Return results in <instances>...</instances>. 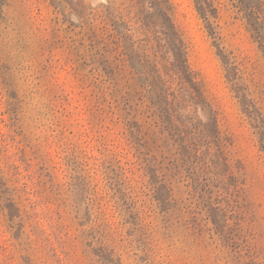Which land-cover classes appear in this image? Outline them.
Listing matches in <instances>:
<instances>
[{"label":"rangeland","instance_id":"1","mask_svg":"<svg viewBox=\"0 0 264 264\" xmlns=\"http://www.w3.org/2000/svg\"><path fill=\"white\" fill-rule=\"evenodd\" d=\"M256 30L264 0H0V264H264Z\"/></svg>","mask_w":264,"mask_h":264},{"label":"trees","instance_id":"2","mask_svg":"<svg viewBox=\"0 0 264 264\" xmlns=\"http://www.w3.org/2000/svg\"><path fill=\"white\" fill-rule=\"evenodd\" d=\"M242 0H240V2H241ZM149 4H150V6L151 7H156V8H158L162 13H163V16H164V18H165V21H164V24H165V26H166V30H167V32L168 31H172L173 30V25H172V23H171V20H170V18H169V16L166 14V13H164L163 11H162V9H160L157 5H158V3H156L155 1H149ZM256 33H257V35H256V38L261 42V44L262 43H264V38L259 34V32L256 30L255 31ZM171 45L174 47V50L175 51H177V58H178V62H177V67L179 68V70H181L182 72H183V74H184V76H185V78L187 79V81L190 83V85H191V87L193 88V90H194V92L195 93H193L194 94V97L197 99V100H203V92H202V90L198 87V82L195 80V78L194 77H192L191 76V72H188L187 71V67L186 66H184V60L182 59V50H181V47H180V45L178 44V42L176 41H174V37H173V43H171ZM156 87H158V93H159V95L160 96H163V94L165 95V101H166V104H167V109H169L170 107H172L173 105H175V102H174V99H175V97L173 98V100H172V98H171V101L170 102H168V98H169V96L170 95H172V96H174V93H171V91L170 90H168V89H170L171 87H167L166 89H165V87L163 86V87H161V85H160V83L159 84H156ZM169 93H168V92ZM168 96H167V95ZM202 98V99H201ZM216 135L218 136L219 135V132L217 131L216 132ZM219 139H220V137H219ZM224 139H222V141H223ZM226 140V139H225Z\"/></svg>","mask_w":264,"mask_h":264}]
</instances>
